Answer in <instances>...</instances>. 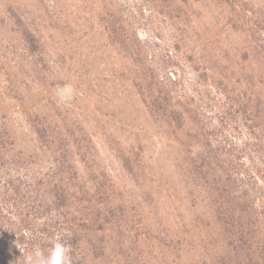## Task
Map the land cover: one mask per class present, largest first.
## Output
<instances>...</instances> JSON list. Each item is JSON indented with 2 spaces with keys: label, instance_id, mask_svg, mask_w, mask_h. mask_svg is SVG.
Instances as JSON below:
<instances>
[{
  "label": "rangeland",
  "instance_id": "1",
  "mask_svg": "<svg viewBox=\"0 0 264 264\" xmlns=\"http://www.w3.org/2000/svg\"><path fill=\"white\" fill-rule=\"evenodd\" d=\"M112 207L122 233L77 227ZM240 228L264 239V0H0V264L72 234L82 264H215Z\"/></svg>",
  "mask_w": 264,
  "mask_h": 264
},
{
  "label": "trees",
  "instance_id": "2",
  "mask_svg": "<svg viewBox=\"0 0 264 264\" xmlns=\"http://www.w3.org/2000/svg\"><path fill=\"white\" fill-rule=\"evenodd\" d=\"M60 191L55 192L54 197H63ZM100 197H103L101 203H106V201H110V197H113L112 189L109 191L100 192ZM64 202V201H63ZM62 205V200L60 203ZM59 207V205L56 204ZM112 208L108 209L102 217H100L98 223L95 221H89L87 225L83 227L77 226L83 229L84 231H92V232H103L105 230H109L108 228H119V232L122 233L127 228H122V222L126 220L125 215H113L114 211ZM225 226H230L231 228H236L232 222L223 223ZM91 227V228H89ZM228 229V231L230 230ZM72 240L69 241V245L72 250L73 264H82L81 261L77 260V252L79 251V240L78 236L72 234ZM98 241V240H97ZM100 242V241H98ZM100 245H95L96 248H93L94 252H98V256L104 255L103 250L99 247ZM120 246L117 247L119 250ZM223 252L219 253V260L215 262V264H264V239H258L253 234L249 233L242 228L240 230L232 229L227 235V239L225 238V243L223 245ZM102 252V253H101Z\"/></svg>",
  "mask_w": 264,
  "mask_h": 264
},
{
  "label": "clouds",
  "instance_id": "3",
  "mask_svg": "<svg viewBox=\"0 0 264 264\" xmlns=\"http://www.w3.org/2000/svg\"><path fill=\"white\" fill-rule=\"evenodd\" d=\"M58 103H68L74 95L71 85H63L56 90ZM23 264H73L71 246L61 240H55L47 250L34 247L28 256H23Z\"/></svg>",
  "mask_w": 264,
  "mask_h": 264
}]
</instances>
